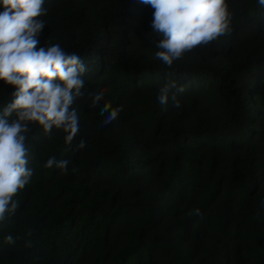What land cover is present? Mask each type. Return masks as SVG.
Instances as JSON below:
<instances>
[{
	"label": "trees",
	"instance_id": "trees-1",
	"mask_svg": "<svg viewBox=\"0 0 264 264\" xmlns=\"http://www.w3.org/2000/svg\"><path fill=\"white\" fill-rule=\"evenodd\" d=\"M226 3L230 30L169 67L141 0H45L37 48L87 68L79 131L29 124L0 264H264V6ZM170 82L179 108L157 99ZM14 91L0 81V110Z\"/></svg>",
	"mask_w": 264,
	"mask_h": 264
},
{
	"label": "clouds",
	"instance_id": "clouds-1",
	"mask_svg": "<svg viewBox=\"0 0 264 264\" xmlns=\"http://www.w3.org/2000/svg\"><path fill=\"white\" fill-rule=\"evenodd\" d=\"M0 81L13 86L11 101L0 110V222L16 208L13 197L30 181L33 170L27 167L25 145L29 124L36 123L50 132L55 126L67 133L70 144L79 131V117L73 107L84 87L87 71L79 55L65 52L58 44L37 48L38 36L45 27V0H0ZM153 9L151 27L162 34L156 57L171 67L185 52L207 45L230 30L226 0H141ZM264 6V0H258ZM173 89H177L176 92ZM175 82L159 90L161 105L171 101L179 108ZM103 93L94 96V103ZM105 105L102 113L109 112ZM120 109H112L104 120H115ZM80 147H84L81 141ZM69 160L47 161L46 167L67 170ZM7 242L14 243L11 236Z\"/></svg>",
	"mask_w": 264,
	"mask_h": 264
}]
</instances>
